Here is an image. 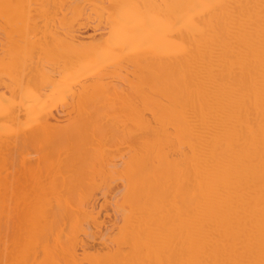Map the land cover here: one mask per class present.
I'll return each instance as SVG.
<instances>
[{
	"label": "bare ground",
	"instance_id": "bare-ground-1",
	"mask_svg": "<svg viewBox=\"0 0 264 264\" xmlns=\"http://www.w3.org/2000/svg\"><path fill=\"white\" fill-rule=\"evenodd\" d=\"M0 264H264V0H0Z\"/></svg>",
	"mask_w": 264,
	"mask_h": 264
}]
</instances>
